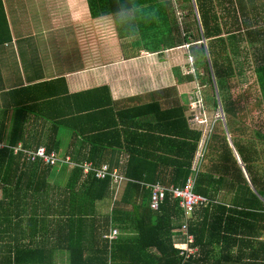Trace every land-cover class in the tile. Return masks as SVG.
Wrapping results in <instances>:
<instances>
[{
  "label": "trees",
  "instance_id": "obj_1",
  "mask_svg": "<svg viewBox=\"0 0 264 264\" xmlns=\"http://www.w3.org/2000/svg\"><path fill=\"white\" fill-rule=\"evenodd\" d=\"M174 1L177 4L191 3V0H135L143 11V17L148 18L149 27L145 28L143 24L146 19L142 18L144 23L140 21L138 35L135 38H126L122 31L123 44L131 42L136 46V51L130 57L140 55L143 49L156 52L172 48L173 42L179 38L181 43L187 45L195 42L191 41L192 35L189 31H185L181 36L177 21L179 19L181 23L186 14L179 18ZM234 1L194 0L200 20L199 28L203 33L201 38L206 43L201 44L198 49H193L191 55L195 57L197 64L199 62L203 65L205 71L203 77L198 72L197 75H189L187 79L200 85L198 91L203 99L205 82L210 93L207 96L210 99L208 102L204 100L205 103H209L214 110L219 109L221 103L225 118V122L216 121L212 130L202 172L194 191L196 195L209 201L207 207L195 211V218L190 225L201 257L190 259L186 263L179 258L172 239V219L182 217L178 209L179 204L172 196L167 195L160 210L153 212L150 208L151 192L148 186L160 184L166 188H183L191 174L203 132L201 129L199 131L190 129L188 118L184 116V111L189 106L180 105L162 110L159 102H154L141 107L133 106L123 110V113L136 112L134 118L137 120L139 116L146 117L157 111V128L145 132V128L131 131L136 132L135 137L138 140L129 143L126 131L123 130V135L120 131L121 124L123 126L126 124L121 118L122 111H118L120 113H116L120 122L114 121L111 128L107 129L110 131L106 136L111 140L115 137L121 140L124 137L126 145L121 140L117 144H110L107 149L95 145L87 149L86 153L78 152L82 154L81 159L84 161H91L95 165L107 164L110 170H121L130 181L124 195L120 197L121 200L117 201L116 207L108 216L107 223L100 226V229L96 228V249L90 247V254H86L88 251L84 242L86 239H66L67 250L71 253V264H234L238 260H247L244 264H264V179L256 172V164L261 153L252 148L256 146L257 141L243 142L244 144L239 142L236 127L237 124L243 123L242 126L248 129V122L252 123L249 120H253L254 128L251 130L258 132L259 142L264 144V68L256 70L251 68L253 63L249 44L251 39H261L258 33L264 34V2ZM122 2L123 0H87L93 20L108 17L109 13L116 10L117 4ZM201 8L203 14L199 17ZM221 9L226 13H219ZM10 40L12 38L7 25L6 11L3 0H0V45ZM176 43L181 45L180 42ZM233 67H236L237 73ZM242 68L252 72V76L258 77L261 96L256 99L249 100L240 91L237 77L240 76ZM103 89L108 91L106 88ZM96 92L97 90L72 96H67L65 92L66 98L61 100L63 105L69 98L79 99L76 110L78 114L75 113L76 115L71 117H66L61 107L56 110V101L50 94L46 98L34 97L30 105L0 109V143L6 145L0 149V264H12L13 258L14 264H23L22 261L25 264H45V260L40 257L39 260L27 257L21 260L20 255L24 254L21 252L26 250L16 246L19 243L18 237L13 246L12 242L7 241L18 230H22L23 214L19 213L18 208L23 203L36 207L46 205L49 207L48 213L50 208H58L59 211H52L51 215L62 216L65 222L69 221L70 217L83 218L89 215L80 211L82 208L113 200V180H96L90 174L82 182L80 180L82 172L75 169L73 177L67 180L63 189L59 185V179L53 180L54 173L59 166L62 168L63 164L49 166L40 160L30 162L24 151L17 154L14 152L19 144H22L23 150L32 151L45 145L48 152H56L61 159L68 156L72 159L67 151L61 153L60 143H56L59 141L56 138V130L69 128L68 126L74 123L75 126L71 130H74L75 136L89 134L88 121L95 115L97 108H102L103 102L95 98L87 100L84 97L86 95L92 97ZM90 102L93 104H89ZM249 106L256 109L251 116L247 114ZM109 107L114 108L113 103ZM139 109L141 113L137 114ZM45 127H48L47 131L43 132ZM82 127L87 131H81ZM30 128L32 130L29 132ZM43 134H47V141L43 139ZM228 136L231 137L245 165L256 193L251 190L238 165ZM91 139L96 141L95 138ZM123 148L131 156L125 169L119 160ZM104 152L109 155L105 157ZM164 170L171 172L167 174ZM78 185L82 188L76 191ZM127 204H139L141 212L126 213L123 207ZM74 206L80 209L71 211ZM33 212L29 213L32 221L36 217V213ZM44 216L47 217L46 214ZM111 223L120 229H123V224L131 226L136 235L116 241L109 260V245L104 243L100 246L98 238L110 228ZM78 230L83 229L78 227ZM236 246H239V250L235 253L233 248ZM217 254H220V257Z\"/></svg>",
  "mask_w": 264,
  "mask_h": 264
},
{
  "label": "crops",
  "instance_id": "obj_2",
  "mask_svg": "<svg viewBox=\"0 0 264 264\" xmlns=\"http://www.w3.org/2000/svg\"><path fill=\"white\" fill-rule=\"evenodd\" d=\"M254 1L256 2V0ZM262 1L264 2V0ZM191 3L198 19V13L196 12V8H194V0H191ZM3 4L6 11L10 38L12 40L0 45V109L30 105L34 97L38 99L40 96L46 98L50 94L56 101V110L61 107L66 117H71L72 115L78 114L76 110L78 109L77 101L79 99L69 98V101L63 105L64 103H61V100L66 98L65 92L67 96H72L97 90L92 97L86 95L84 98L87 100L89 98H95L103 102L102 108H97L95 115L88 121L87 133L89 134L75 136L73 134L74 130H71L75 126L74 123H71L68 126L69 128H58L56 130V138L59 140L56 143H60L61 153L64 154L65 151L70 153L72 159L70 156L68 157L73 163H92L91 161L81 159L82 154L78 153L79 151L86 153L87 149H91L95 145L99 146V148L105 147L107 149L110 144H117L121 140L122 142L124 141V137L121 140L118 137L111 140L106 136L110 131L107 129L111 128L113 122H120L117 115L121 111V118H123L126 125L123 126L120 123V131L122 135L123 130L126 131L129 143H134L138 140L135 137L136 132L131 131L138 130V128H145V132L149 129L157 128V111H154L153 114L147 115L146 117L140 118L139 116L136 120L134 118L136 112L123 113V110L133 106L141 107L154 102H159L162 110L180 105L182 107L189 106L184 111V116L188 118L190 129L200 130L191 123V97L189 96L190 94L187 95V90L190 83L196 84L197 82H191L187 78L189 75H197V73L196 62H194L192 57H188V53L187 57H185L187 62L184 68L185 72H187L184 74L185 77H182L180 73L175 76L177 72L174 71L176 65L174 59L171 56L165 55H162L164 56L162 59L158 58V55L164 50L149 52L143 49L140 55L130 57L136 51V46L125 40L126 44H123V32L119 29L114 31L112 25L109 23L108 17L93 20L89 12L87 0H3ZM175 10H177L176 7ZM43 22L49 26H42ZM37 26H41L39 31L35 29ZM258 35L261 39L254 38L249 40L252 54L251 60L253 63L251 68L253 70L264 68V34L258 33ZM36 37H40L38 41ZM183 47L185 48V46H177L176 48L183 49ZM191 58L193 59L192 62ZM233 68L235 69V73H237L236 67ZM204 71L205 69L203 67ZM178 76L180 77L179 79L176 78ZM241 77L245 79H241ZM237 78L240 82V91L247 99H256L258 96H261L258 77L252 76V72L245 71L242 68L241 74ZM246 87L247 89H245ZM102 88H106L108 91L102 90ZM197 90H200V88H197ZM197 90L195 88V92ZM184 98L186 99L185 102L183 101ZM111 103H113L114 108L109 107ZM89 104L93 103L90 102ZM220 105L223 111V106L221 103ZM255 112V107H248L247 114L249 116ZM139 113H141L140 109L137 111V114ZM249 121L252 122H248V129L251 130L254 123L253 120ZM49 126L51 128L50 124ZM128 126L129 128H126ZM47 128H43V132L47 131ZM31 130L32 128H30L29 132ZM34 130L36 131L37 129L34 127ZM80 130L84 131L85 127H82ZM46 135L43 134V139L47 141ZM91 138H95L96 141ZM228 142L240 166L237 154L240 159L241 157L231 137L230 140L228 138ZM124 143L126 145V139ZM0 146H3V148L6 147L2 143H0ZM18 146H22V144ZM42 146L45 147V145ZM108 155L109 153L104 152L105 157ZM130 157L129 152L123 148V151L119 154V160L120 163H123L124 169L129 163ZM73 171L75 169L70 170L68 165L65 166L63 164L62 168L59 166V169L54 173L53 180L59 179V185L64 189L67 180L73 177ZM118 171L122 172L121 170ZM164 172L169 174L171 170H164ZM242 172L251 190L256 193L246 169L245 172L243 170ZM191 176L192 169L189 178ZM85 177L88 176L82 173L80 180L84 182ZM127 184L125 183L123 185L118 200H121L120 197L122 198L124 195ZM79 188H82L81 185L76 186V191ZM183 188L181 187V189ZM114 197H116L115 186ZM114 197L113 200L109 199L110 201L108 203H98L84 209L82 208L80 211L87 212L89 215L83 218L79 216L70 217L69 221L65 222V218L62 216L51 215L53 212L59 211L58 208H50L48 213L49 207L46 205L36 207L23 203L18 208L20 209L19 213L23 214L22 230H18L7 241L8 243L12 242L13 246L16 243V237H18L19 243L16 246L26 250V252H21L24 253L20 255L21 260H23V257L39 260L40 257V259L45 260V264H71V253L67 250L66 239H86L84 240L88 248L86 254H90V247L96 249L97 237L95 230L96 228L100 229V226L107 223V218L113 212L118 201H115ZM138 205L127 204L123 207V210L128 214H139L141 211ZM208 205L209 201L206 205L197 207L195 211L204 209ZM79 209V207L74 206L70 210L77 211ZM178 209L182 217H174L172 219L173 247L177 250L182 262L186 263L190 259L194 260L201 257L200 248L195 244V238L190 229L193 218H195V211L189 217L184 214L180 206ZM32 211L36 213L35 220L33 221L29 218V213ZM126 221H128V218H126ZM184 224H187L189 227V232L193 236L192 246L195 248L194 254L188 259H184L180 255V250L177 248V245L186 239L185 235L181 232ZM78 227H81L83 230H78ZM114 229L120 231L119 236L117 239H110V235ZM135 235L136 232L133 230V227L123 224V229H120L119 226L111 223L110 228L103 233L102 237L100 236L98 238V241L100 246L108 243L110 260L113 244L119 239ZM28 249L32 250L29 251ZM238 250L239 246L233 248V252L235 253ZM217 255L220 257V254ZM48 260L50 261L49 263L47 262ZM246 261L238 260L234 264H244ZM22 263L25 264L24 261ZM12 264H14V258Z\"/></svg>",
  "mask_w": 264,
  "mask_h": 264
},
{
  "label": "built area",
  "instance_id": "obj_3",
  "mask_svg": "<svg viewBox=\"0 0 264 264\" xmlns=\"http://www.w3.org/2000/svg\"><path fill=\"white\" fill-rule=\"evenodd\" d=\"M191 61L192 58H191ZM190 111H191V123L201 129L203 132L199 148L197 150L193 166H192V176L187 181L186 186L183 189L176 188H164L160 185L148 186L151 192V204L150 207L153 211H159L161 205L165 201L167 195L172 196V198L179 202V206L185 215L191 216L195 209L199 206L206 205L208 200L204 197L195 194V185L198 177L202 172V166L205 154L207 152L209 139L214 130L216 121L223 120L224 114L219 106V111L215 115L216 119H212L207 105L200 93L196 91L193 97L190 99ZM3 146H0L2 149ZM20 151H24L27 154V159L30 162H35L37 160L42 161L44 164L49 166H56L57 164L73 165L74 169H79L84 175L92 174L96 180H113L115 186V196L116 200L119 199L123 185L128 181L126 177L120 174V171H111L107 165H95L94 163L83 162V163H73L69 157L61 159L57 156L56 152H48L45 147H40L35 151L23 150L22 146H18L14 149L15 154ZM119 230L114 229L113 233L110 235V239H117L119 236ZM181 232L185 235L186 239L177 245L180 250V255L184 259H188L194 254L195 248L193 245V236L189 232V227L184 224Z\"/></svg>",
  "mask_w": 264,
  "mask_h": 264
},
{
  "label": "rangeland",
  "instance_id": "obj_4",
  "mask_svg": "<svg viewBox=\"0 0 264 264\" xmlns=\"http://www.w3.org/2000/svg\"><path fill=\"white\" fill-rule=\"evenodd\" d=\"M174 3H175V1H174ZM175 7L177 9L176 11H177V15L179 17H181L182 14H186V17L182 20L181 23H180L179 19L177 21L179 30L181 32V36L184 34L185 31H189L191 33L190 35H192L191 36V41H195V42L194 43H191V44L189 43L187 45L185 43H181V38L176 39L173 42V44L171 43L173 45V47L171 49H165L161 54L158 55V58L162 59L164 57L162 55L171 56L174 59V63L176 64L175 65V68H174V71L177 72V74H175V76H177L180 73V75L182 77H185L184 74H186L187 72H185V69L184 68H185V65L187 64L186 58H185V57H187V53H188V57H192L194 59V62H196V59H195L194 56L191 55V52H192L193 49H198L201 44H205L206 42H203L204 40H203V38H201V36H202L203 33H202V29L199 28L200 20L199 19L197 20V15L195 14V9H193L191 3H183V4H180V3L177 4V3H175ZM191 8H192V10H191ZM202 10H203L202 8H201V10H199V17L203 14L202 13ZM196 12H197V10H196ZM220 12H221V14H225L226 13L223 9H221L219 11V13ZM143 18L146 19V22L144 23L142 21V19L140 21L144 23L143 25H145V28L149 27L148 26V22H147L148 21V18L147 17H143ZM186 23H188V24L186 25ZM42 26H49V25H47V24H45L43 22V25ZM40 28H41V26H37L35 29L39 31ZM225 37H227V36L225 35ZM39 38L40 37H36V40L38 41ZM197 40H200V41H197ZM176 42H180L181 45L177 44ZM177 45H179V46H185V48L183 47V49H178V48H176ZM230 58H231V54H230ZM74 62H76V61H74ZM234 62H235V60H233V64H234ZM24 65H25V62H24ZM198 72L200 73V76L203 77V73H204L203 72V65L200 64L199 62L197 64V62H196V73H198ZM205 77H207V74H205ZM176 78L179 79L180 77L178 76ZM243 78L244 77H241V79H243ZM186 82H188V81H186ZM203 85H204V87H203L204 93L202 92V94L205 96V99L204 100L207 101V100L210 99V98L207 97L208 95H210V93L207 91V85L205 84V82L203 83ZM188 87L189 88L187 90V92H188L187 95L190 94L189 96L192 98L193 95L196 93L195 92V88L197 90V88H200V85H198L197 83L196 84L190 83L188 85ZM183 101L185 102L186 99L184 98ZM207 105L209 107L208 108V112H209L210 115H212L211 118L212 119H216V116L215 115L218 113L219 109L214 110V109L211 108V106L209 105V103H207ZM242 125H243V123L237 124V126H236L237 127V137H238V140H239V142L241 144L250 143L252 140L257 141L256 146H253L252 147V148L258 150L261 153V157L258 159L257 164H256V172H257L258 176L261 177V179H264V144H260L259 138H258V135H259L258 132H253V131H251V130H249L247 128L245 129V127L242 126ZM68 168H70V170H73L74 169V166L73 165H69ZM120 174L124 177V173L120 172ZM127 180L128 181L126 183H128L130 181L129 179H127ZM0 197H1V192H0ZM116 198L117 197H114V200L115 201H117Z\"/></svg>",
  "mask_w": 264,
  "mask_h": 264
},
{
  "label": "clouds",
  "instance_id": "obj_5",
  "mask_svg": "<svg viewBox=\"0 0 264 264\" xmlns=\"http://www.w3.org/2000/svg\"><path fill=\"white\" fill-rule=\"evenodd\" d=\"M143 18V11L135 0H123L118 3L116 10L108 14L109 23L113 30H121L128 38L138 35L139 22Z\"/></svg>",
  "mask_w": 264,
  "mask_h": 264
},
{
  "label": "water",
  "instance_id": "obj_6",
  "mask_svg": "<svg viewBox=\"0 0 264 264\" xmlns=\"http://www.w3.org/2000/svg\"><path fill=\"white\" fill-rule=\"evenodd\" d=\"M219 105H220V103H219ZM220 108H221V105H220ZM222 109V108H221ZM223 122H225V118H223V120H222ZM228 138H229V140H230V136H228ZM237 157H238V160H239V163H240V168H241V170H243L244 172H245V165H244V163L241 161V159L239 158V156H238V154H237Z\"/></svg>",
  "mask_w": 264,
  "mask_h": 264
}]
</instances>
